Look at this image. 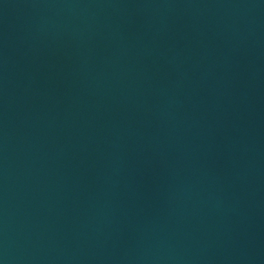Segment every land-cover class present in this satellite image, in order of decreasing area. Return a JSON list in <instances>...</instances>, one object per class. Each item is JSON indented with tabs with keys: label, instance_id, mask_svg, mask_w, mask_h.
<instances>
[{
	"label": "water",
	"instance_id": "water-1",
	"mask_svg": "<svg viewBox=\"0 0 264 264\" xmlns=\"http://www.w3.org/2000/svg\"><path fill=\"white\" fill-rule=\"evenodd\" d=\"M0 264H264V0H0Z\"/></svg>",
	"mask_w": 264,
	"mask_h": 264
}]
</instances>
